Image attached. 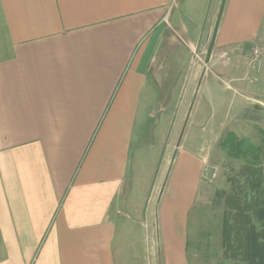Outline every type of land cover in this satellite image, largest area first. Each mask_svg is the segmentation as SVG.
<instances>
[{
	"label": "crops",
	"instance_id": "1",
	"mask_svg": "<svg viewBox=\"0 0 264 264\" xmlns=\"http://www.w3.org/2000/svg\"><path fill=\"white\" fill-rule=\"evenodd\" d=\"M201 2L207 18L201 37L189 43L193 53L214 33L222 1ZM227 2L225 27L236 39L230 47L264 36V0ZM169 6L170 0H0V264L144 261L136 253L142 237L133 234L145 225L152 240L155 226L129 215L126 193L137 178V127L155 115L151 70ZM170 24L189 37L182 20ZM227 41L221 35L219 46L228 48ZM215 53L214 47L209 65ZM249 68L226 65L223 72ZM255 72L259 102L264 69ZM234 79L239 92L242 78ZM204 164L190 153L177 162L172 180L181 173L188 182L186 207L174 199L164 206L157 229L164 242L151 246L156 254L165 243L170 264H191L188 224Z\"/></svg>",
	"mask_w": 264,
	"mask_h": 264
},
{
	"label": "rangeland",
	"instance_id": "2",
	"mask_svg": "<svg viewBox=\"0 0 264 264\" xmlns=\"http://www.w3.org/2000/svg\"><path fill=\"white\" fill-rule=\"evenodd\" d=\"M194 1L170 0L164 34L151 70L158 90L155 115L144 117L143 129L137 127L135 133V149L140 148L135 163L137 178L126 193L128 213L139 223L150 221L155 226L152 240L149 235L146 238L145 225L133 234L142 237L136 252L144 258L141 264H170L165 243L158 246L156 254L151 246L153 240H163V233L157 229L164 206L174 199L180 208L186 207L188 182L184 184L181 173L176 182L172 180L182 153L194 154L205 162L188 224L187 255L191 264H240L224 256L222 225L225 193L239 180L244 183L247 161L243 156L229 155L221 142L233 133L239 141L251 143L260 151L258 168L264 169V98L259 102L255 99L257 70L253 69L257 50L261 55L260 69H264V36L259 35L254 43L230 47L236 39L234 32L225 27L226 1L214 46L215 57L209 65L206 56L213 30L194 53L188 48L190 42L195 44L201 37L207 18L208 9H202L203 2ZM179 19L189 30V37L179 36L172 29L170 23ZM221 35L228 40V48L219 46ZM236 64L247 65L249 72H223L226 65ZM234 78H242L240 93ZM245 155L253 161L255 154ZM191 188L195 190L192 183Z\"/></svg>",
	"mask_w": 264,
	"mask_h": 264
},
{
	"label": "trees",
	"instance_id": "3",
	"mask_svg": "<svg viewBox=\"0 0 264 264\" xmlns=\"http://www.w3.org/2000/svg\"><path fill=\"white\" fill-rule=\"evenodd\" d=\"M221 147L235 158L245 157L244 183L225 193L222 225L224 256L240 264H264V169L260 151L247 141L228 134ZM246 149V150H244ZM253 155V161L246 153ZM239 183V184H238Z\"/></svg>",
	"mask_w": 264,
	"mask_h": 264
},
{
	"label": "water",
	"instance_id": "4",
	"mask_svg": "<svg viewBox=\"0 0 264 264\" xmlns=\"http://www.w3.org/2000/svg\"><path fill=\"white\" fill-rule=\"evenodd\" d=\"M226 1L227 0H222V2H221L220 11H219V14H218V18H217V22H216V25H215L214 33H213V36H212V39H211V42H210V45H209V48H208L207 56H206V63L210 62V59H211V56H212V53H213V49H214V46H215L217 33H218V30H219V26H220V22H221V18H222V14H223V11H224V7H225V4H226Z\"/></svg>",
	"mask_w": 264,
	"mask_h": 264
},
{
	"label": "built area",
	"instance_id": "5",
	"mask_svg": "<svg viewBox=\"0 0 264 264\" xmlns=\"http://www.w3.org/2000/svg\"><path fill=\"white\" fill-rule=\"evenodd\" d=\"M253 69H256V70H260V66H261V55L259 53V51L257 50L256 53H255V58H254V61H253ZM205 170H208L207 168H205ZM212 171V170H211ZM216 169H214V172L211 173V176L214 178L215 175H216Z\"/></svg>",
	"mask_w": 264,
	"mask_h": 264
}]
</instances>
